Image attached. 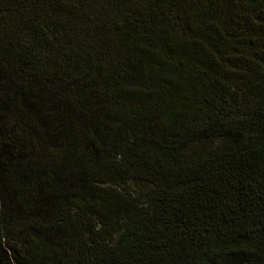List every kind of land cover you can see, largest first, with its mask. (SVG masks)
I'll list each match as a JSON object with an SVG mask.
<instances>
[{
    "label": "trees",
    "instance_id": "1",
    "mask_svg": "<svg viewBox=\"0 0 264 264\" xmlns=\"http://www.w3.org/2000/svg\"><path fill=\"white\" fill-rule=\"evenodd\" d=\"M0 264H264V0H0Z\"/></svg>",
    "mask_w": 264,
    "mask_h": 264
},
{
    "label": "rangeland",
    "instance_id": "2",
    "mask_svg": "<svg viewBox=\"0 0 264 264\" xmlns=\"http://www.w3.org/2000/svg\"><path fill=\"white\" fill-rule=\"evenodd\" d=\"M137 185L138 184L134 182H130V184H111L109 187L123 193L124 195L132 194L135 196L139 192Z\"/></svg>",
    "mask_w": 264,
    "mask_h": 264
}]
</instances>
